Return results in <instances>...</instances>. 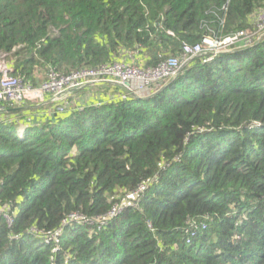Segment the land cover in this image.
I'll return each mask as SVG.
<instances>
[{"label":"trees","instance_id":"trees-1","mask_svg":"<svg viewBox=\"0 0 264 264\" xmlns=\"http://www.w3.org/2000/svg\"><path fill=\"white\" fill-rule=\"evenodd\" d=\"M262 15L264 0H0V56L38 87L124 52L155 67ZM118 98L23 140L0 122V264H264V43Z\"/></svg>","mask_w":264,"mask_h":264},{"label":"built area","instance_id":"built-area-1","mask_svg":"<svg viewBox=\"0 0 264 264\" xmlns=\"http://www.w3.org/2000/svg\"><path fill=\"white\" fill-rule=\"evenodd\" d=\"M258 25L260 29L257 33L243 31L224 38L205 37L200 45L194 47L184 45V58L179 60L170 57L156 68H145L143 65L121 60L68 75L51 71L48 81L36 90L26 86L22 79L13 77L2 60L0 63V103L21 104L24 101H41L44 97H49L54 102L64 99L65 102L56 105L54 111V113L63 114L71 108L68 97L72 91L97 83H112L125 88L128 94L148 97L156 93L167 78L176 76L181 61L194 59L209 52L215 54L228 52L241 45L250 47L260 41L264 37V21ZM2 214L0 212V216Z\"/></svg>","mask_w":264,"mask_h":264},{"label":"clouds","instance_id":"clouds-1","mask_svg":"<svg viewBox=\"0 0 264 264\" xmlns=\"http://www.w3.org/2000/svg\"><path fill=\"white\" fill-rule=\"evenodd\" d=\"M207 37H210V36H207ZM203 41V40H202ZM202 43V42H201ZM261 43H264V41L263 42H260L259 43V41H257V42H255L252 46H250V47H245V46H240L238 49H236V50H247V49H250V48H252V47H255L256 45H259V44H261ZM198 45H200V44H198ZM196 46V45H195ZM184 47V46H183ZM191 47H194V46H191ZM236 50H234V49H232V50H230V51H228V52H231V51H236ZM224 53H226V52H224ZM220 54H222V53H220ZM220 54H215L214 52H209V53H207V54H205V55H202V56H199V57H195L194 59H186L187 61H181L180 62V68H179V70H178V72H177V74H176V76L175 77H172V78H167L160 86H159V89H158V91L156 92V93H154L153 95H151V96H148V97H146V96H137V95H133V94H128L127 93V91L125 90V88H123V87H119V86H116V85H113L114 87H116V88H118V89H120V90H124L123 91V94H121V97H119V98H121V99H123V100H126V99H128V98H130V99H135V100H144V99H147V98H150V97H153L154 95H156L157 93H159L163 88H165L170 82H172V81H174L181 73H182V71L185 69V67L186 66H188L192 61H194L195 59H197V58H203V63L204 64H206V63H211L214 59H215V57L216 56H218V55H220ZM121 57H120V59L119 60H116V61H121V60H126L128 63H133V62H135V61H138V63H136L137 65H143L145 68H156L157 66H159L160 64H162L163 62H165L166 60H168L170 57H175V58H178L179 60H181L182 58H184V51L182 50V54L180 55V56H173V55H170V56H167V57H163V58H161V62L157 65V66H155V67H146V64L144 63V61L142 60V56L140 55V53L138 52V51H135L134 53H130V52H124L123 54H121L120 55ZM123 56H124V58H123ZM132 57H134L133 59H132ZM9 58V61H6V59H8ZM10 56L9 55H6V54H2L1 56H0V63H2V60H3V63H5V65L9 68V70L11 71V75L13 74V69L11 68L12 67V64L10 63ZM116 61H114V62H116ZM109 64V63H108ZM107 65V64H106ZM101 67V66H100ZM98 68V67H97ZM87 69H94V68H87ZM82 70H84V69H82ZM77 71H81V70H77ZM77 71H74V72H77ZM71 73H73V72H71ZM71 73H69V74H71ZM60 74V73H59ZM62 75H68V74H62ZM13 76V75H12ZM14 77V76H13ZM15 78H17V77H15ZM19 79H22V78H19ZM23 80V79H22ZM48 81V79L45 81V82H43L42 84H41V86L43 85V84H45L46 82ZM23 82H24V80H23ZM101 85H106V83L105 84H101ZM26 86H29V87H31L33 90H36V89H40L41 88V86H38V87H32V86H30V85H27L26 84ZM96 86H98V85H90V86H85V87H82V88H80V89H77V90H75V91H72L71 92V94H70V96L68 97V103L71 105V108H70V110L68 111V112H65V113H63V114H58V113H54V111H55V108H56V105H58L59 103H61V102H65L64 101V99L62 100V101H58V102H54V101H51L50 99H49V97H44L43 98V100H41V106L43 105V104H46V102L48 103V104H51V105H53V109H45V110H47L46 111V113L44 114V117L45 116H47V115H50V116H55L56 115V117L58 116L59 118H61V119H66V118H68V117H70V116H73V115H75V114H77V113H83L86 109H88L89 107H94V108H96V109H99V108H101V107H103V106H105L106 105V103H107V100L106 101H103V100H101V98H99V100H97L96 102H90L89 101V104L88 103H86V102H84L82 99H80L78 102H77V105L75 106V95L73 96V94L76 92V94H78L79 92H82V91H85V89L86 88H89V87H96ZM111 96H113V95H111ZM111 96H109V97H111ZM118 98V97H117ZM117 98H114V96L112 97V98H110V100L112 101V100H116ZM118 98V99H119ZM47 99V100H46ZM72 99V101L70 102V100ZM103 101V102H102ZM27 102H29V101H24L23 103H21V104H12V103H0V105H1V109H0V113L2 114V112H3V106L2 105H7L9 108H7V109H4V110H6V112L5 113H3V114H6L7 116H9V115H11V114H14V116H10V117H5L4 119H0V122L2 123V124H4V125H6V126H8V127H13L15 130H16V133H17V137L20 139V140H23L24 139V135H25V133L27 132V131H29V130H31V129H34V128H36L37 126H39V125H42L43 124V122H42V120H40V117H39V120H34V119H32V118H30L29 120H26V121H23L22 123H23V125L25 126V127H21V121H19L18 120V116H16V115H18L17 114V111H21V110H23L24 109V107L22 106L23 104H25V103H27ZM72 103V104H71ZM91 103V104H90ZM47 105V104H46ZM23 116H25V117H27V116H29V115H25V114H23ZM24 117V118H25ZM42 118H43V115H42ZM38 121V122H37ZM54 122V121H53ZM143 189V187L141 188V190ZM143 194V193H142ZM132 199H134V197H132ZM130 205V204H129ZM134 206V205H133ZM119 215V211L118 210H115V211H113L110 215H109V217L107 218V220H109V219H111V218H114V217H117ZM6 220H7V222H8V224H11V219L9 218V217H6ZM106 220V221H107ZM81 221V218H73L71 221H65L64 223H63V225L61 226V228H60V230L58 231L59 232V234H62L66 229H68V228H70L71 226H73V224H75V223H78V222H80ZM200 227V225L197 223V222H194V221H191L190 222V224L187 226V227H185V229H184V233H185V236H186V239H187V243L188 244H192L193 243V241L194 240H196L197 238H198V232H199V230H198V228ZM206 227H207V225L206 224H202V229L203 230H205L206 229ZM54 238V236L52 235L51 236V240Z\"/></svg>","mask_w":264,"mask_h":264},{"label":"rangeland","instance_id":"rangeland-1","mask_svg":"<svg viewBox=\"0 0 264 264\" xmlns=\"http://www.w3.org/2000/svg\"><path fill=\"white\" fill-rule=\"evenodd\" d=\"M256 21H258V24H260L262 21H264V15H262L261 17H259V18H257L256 19ZM255 21V22H256ZM254 22V21H253ZM264 41V37H262L261 38V40L259 41V43L260 42H263ZM239 48V46H237L236 48H234V50H236V49H238ZM12 58V60H13V57H11ZM10 58V59H11ZM123 58H124V56H123ZM6 61H9V58L8 59H6ZM136 63H138V61H135V62H133V64H135L136 65ZM12 68V67H11ZM13 69V68H12ZM41 73V72H40ZM37 78L39 79V80H42V82L41 83H43V82H45L46 81V79H47V77L45 78L44 77V74L43 75H40V76H37ZM101 84H105V83H97V84H94V85H101ZM113 85H115V84H112V83H106V89L107 90H109V91H111V92H113L114 91V86ZM88 95H90V91H89V93H88ZM87 96V94L84 96V97H86ZM47 100V99H46ZM47 104V105H46ZM46 104H43L42 106H41V101H29V102H27V103H25V104H23L22 106L24 107V109L23 110H21V111H17V114L18 115H16V116H18L19 118H18V120L19 121H21V127H25L24 125H23V121H26V120H29L30 118H32V119H36V120H39V113H41V110H45V109H53V105H51V104H48L47 102H46ZM46 110V111H47ZM23 114H25V115H29V116H27V117H25V116H23ZM25 117V118H24ZM38 122V121H37ZM132 196H129V198H131Z\"/></svg>","mask_w":264,"mask_h":264},{"label":"crops","instance_id":"crops-1","mask_svg":"<svg viewBox=\"0 0 264 264\" xmlns=\"http://www.w3.org/2000/svg\"><path fill=\"white\" fill-rule=\"evenodd\" d=\"M114 89H117L116 87H114ZM90 91V95H88ZM105 91H108L106 89V85H98L96 87H89V88H86L85 91H82V92H79L78 95L76 94V92L73 94V96L75 95V106L77 105V102L82 99L84 102L88 103L89 104V101L92 103L96 102L97 100H99V98H103L105 96L102 95L103 93H105ZM87 94L86 97H84L85 95ZM111 96V95H109ZM113 96H111L110 98H112ZM110 98H106L107 100H110ZM104 99V100H106ZM72 101V99L70 100V102ZM90 103V104H91ZM72 104V103H71ZM3 106V112L2 114L0 113V119H4V117H6L7 115L6 114H3L6 112V110L4 109H7L9 108L7 105H2ZM0 109H1V105H0ZM46 113V110H41V113H39V117H40V120L42 119V115L44 117V114Z\"/></svg>","mask_w":264,"mask_h":264}]
</instances>
